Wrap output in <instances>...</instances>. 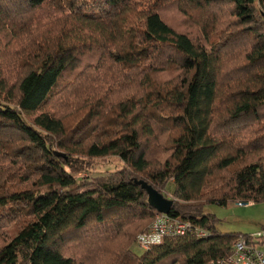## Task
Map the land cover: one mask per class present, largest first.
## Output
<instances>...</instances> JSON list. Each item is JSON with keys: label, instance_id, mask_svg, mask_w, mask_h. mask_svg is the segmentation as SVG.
Here are the masks:
<instances>
[{"label": "trees", "instance_id": "16d2710c", "mask_svg": "<svg viewBox=\"0 0 264 264\" xmlns=\"http://www.w3.org/2000/svg\"><path fill=\"white\" fill-rule=\"evenodd\" d=\"M0 33V264H210L252 235L205 207L264 201V0H0ZM141 182L209 236L133 253Z\"/></svg>", "mask_w": 264, "mask_h": 264}, {"label": "rangeland", "instance_id": "374dc122", "mask_svg": "<svg viewBox=\"0 0 264 264\" xmlns=\"http://www.w3.org/2000/svg\"><path fill=\"white\" fill-rule=\"evenodd\" d=\"M49 13V14H48ZM53 9L46 11H41L38 15L39 18H44L46 14L50 15L53 14ZM165 15L167 16L168 20L174 25L179 28L185 27L184 20L181 17V15L172 9L164 10ZM193 30V28H190ZM10 40V37L6 33H0V50L2 49L4 53L7 54L9 52L6 51L8 48L6 45H8V41ZM5 53V54H6ZM1 65H4L1 66ZM0 68L3 69V72L5 75H8V80L10 82H13L16 78L15 73L10 72L11 69L9 67H6L5 64H0ZM65 82V80H64ZM63 87V83L61 85V88ZM123 168L122 161L115 157L110 156L106 158H97L93 161L91 167L86 172H83L82 176H104L107 177L108 175L114 174L120 169ZM80 175H78L80 177ZM172 185L169 187V192H166L168 198L171 197L172 193ZM205 210L209 213H212L216 216L218 219L217 228L221 232H234V233H244V234H254L257 232H263L264 231V201L258 202V203H251V204H244L239 205L236 202H229L226 206H221L218 204H208L205 207ZM133 213V212H129ZM129 213H124L123 215L127 216ZM136 221V220H134ZM138 222V221H137ZM0 223H2L0 221ZM9 223V222H7ZM5 223L0 228V231H3L5 234L11 233L14 231L15 226L12 224ZM147 225V222L145 226ZM129 225L125 226V229L127 230ZM144 226V227H145ZM131 230L138 228L135 226H130ZM144 227L138 229L137 233L141 231ZM3 233V234H4ZM139 234V233H138ZM131 250L133 253L137 255H141L144 253V250H142L137 243L135 242L131 246ZM262 250L264 251V247L262 246Z\"/></svg>", "mask_w": 264, "mask_h": 264}, {"label": "built area", "instance_id": "2783aa9c", "mask_svg": "<svg viewBox=\"0 0 264 264\" xmlns=\"http://www.w3.org/2000/svg\"><path fill=\"white\" fill-rule=\"evenodd\" d=\"M244 205L243 203H237ZM194 234L200 238H207L209 233L192 224L169 214L157 213L147 230L138 234L136 243L142 250H149L153 246L163 243L166 237ZM264 232H257L250 237H241L233 245L230 256L212 261L210 264H264V251L258 241Z\"/></svg>", "mask_w": 264, "mask_h": 264}, {"label": "water", "instance_id": "95a60500", "mask_svg": "<svg viewBox=\"0 0 264 264\" xmlns=\"http://www.w3.org/2000/svg\"><path fill=\"white\" fill-rule=\"evenodd\" d=\"M58 156H65L62 152H56ZM144 189H146L148 193V202L149 204L155 208L159 213L169 214L171 208L174 204L172 199L165 197L162 193L158 192L152 186L147 183L141 182Z\"/></svg>", "mask_w": 264, "mask_h": 264}]
</instances>
